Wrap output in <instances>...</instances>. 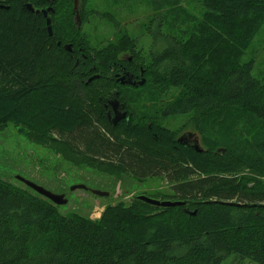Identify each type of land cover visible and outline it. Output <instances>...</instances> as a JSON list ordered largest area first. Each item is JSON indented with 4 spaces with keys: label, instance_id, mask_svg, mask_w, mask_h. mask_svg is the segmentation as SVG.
I'll return each instance as SVG.
<instances>
[{
    "label": "trees",
    "instance_id": "trees-1",
    "mask_svg": "<svg viewBox=\"0 0 264 264\" xmlns=\"http://www.w3.org/2000/svg\"><path fill=\"white\" fill-rule=\"evenodd\" d=\"M22 1L0 0V126L25 127L29 140L74 164L140 180L166 176L169 192L155 195L184 203L134 197L90 219L0 178V264H264V79L252 75L253 61L241 62L264 24V0H146L187 21L164 33L158 10L143 28L155 38L146 48L128 31L92 47L81 27L89 0L77 7L80 24L73 0H27L53 9L51 35ZM184 1L197 2L201 14ZM129 56L144 84L117 95L111 88L123 86L111 69L123 63L138 72L121 59ZM145 87L177 91L162 114L184 116L179 129L132 122L127 98L139 99ZM111 95L128 109L117 124L126 136L106 118ZM187 127L201 152L177 142Z\"/></svg>",
    "mask_w": 264,
    "mask_h": 264
},
{
    "label": "rangeland",
    "instance_id": "rangeland-1",
    "mask_svg": "<svg viewBox=\"0 0 264 264\" xmlns=\"http://www.w3.org/2000/svg\"><path fill=\"white\" fill-rule=\"evenodd\" d=\"M181 5L186 11L188 8V11L196 17L202 12V7L197 2L184 1ZM168 8L164 3L155 5L146 0H89L85 8L89 21L83 23L81 21V27L92 47L106 41H114L120 33L128 31L133 36H140V43L142 42L146 48L154 43L155 38L151 39L147 27L143 28L158 10L163 11L164 25L161 30L164 33L167 30H180L186 26L187 21H183L176 12L168 13ZM92 10L96 12L92 13ZM155 44L160 46V42ZM249 61H253L252 75L264 79V24L241 59V62ZM140 94L143 95L137 100L127 98L133 111V123L137 125V123L148 122L146 124L151 127V122L158 121L172 131L179 129V126L183 124L184 116L175 119L174 116L165 118L166 116L162 114L165 104L178 95L176 90L158 92L156 89L145 87ZM12 123L8 122L5 126H0V178L29 193H35V191L16 179V176H21L54 194H64L68 199L67 203L56 205L63 214L76 213L90 219H98L106 205L118 202L128 204L139 195L167 200L155 195L161 190L169 192L170 181L166 176H148L140 180L133 174L106 173L102 167L91 168L84 164L71 163L58 154H52L49 148L36 145L28 139V136H25V127L19 130ZM117 128L116 134L124 132L123 135L126 136L127 131H124L123 127L117 126ZM239 173L258 179V176L248 169ZM78 184H84L88 189H72ZM91 189L107 192L108 195L97 196L90 191Z\"/></svg>",
    "mask_w": 264,
    "mask_h": 264
},
{
    "label": "water",
    "instance_id": "water-1",
    "mask_svg": "<svg viewBox=\"0 0 264 264\" xmlns=\"http://www.w3.org/2000/svg\"><path fill=\"white\" fill-rule=\"evenodd\" d=\"M3 6L0 4V7ZM26 8L31 11V12H35V13H41L43 15V17L45 18V22H46V28H47V32L49 35H51V26H50V19L47 17V14L49 11H52L53 9L51 7H47V8H43V9H34L31 3H26ZM7 8V6H5ZM77 7H78V2L77 0L73 1V9L76 11V15L75 18L77 20V23L80 24V20H79V14L77 12ZM65 49L69 50V45H64ZM98 75H92L91 77H89L86 81V83L90 82L92 79L96 78ZM124 76L121 77V79H123ZM128 83H130L129 80H127ZM124 83V82H123ZM139 85H143L144 84V79H141V81L138 83ZM111 105H113V107L116 109V104H118L117 101H111L110 102ZM126 117V112H119L116 109V113L114 115V117L112 118V124L116 125L120 120L124 119ZM184 137V135H182L179 139H177V142H179L182 145H188L189 143L187 141L182 140V138ZM191 148H193L195 151L197 152H201L202 148L199 146L198 144V140L195 139L194 143L191 145H188ZM16 179H18L19 181H21L22 183H24L26 186H28L29 188H31L32 190L35 191V193H37L38 195H40L43 198H46L47 200H49L51 203H53L54 205H64L67 203L68 199L65 197L64 194H54L46 189H44L41 186L36 185L35 183L26 180L25 178L21 177V176H16ZM75 188H80L83 190H87V186L84 184H78L74 187H72V189ZM93 194L97 195V196H107L108 193L107 192H102L99 190H90ZM137 198L139 200H142L144 202H147L149 204L152 205H156V206H162V207H168V206H176V205H181L184 202L183 201H172V200H158V199H154L145 195H139L137 196ZM190 214H194V212H190Z\"/></svg>",
    "mask_w": 264,
    "mask_h": 264
},
{
    "label": "flooded vegetation",
    "instance_id": "flooded-vegetation-1",
    "mask_svg": "<svg viewBox=\"0 0 264 264\" xmlns=\"http://www.w3.org/2000/svg\"><path fill=\"white\" fill-rule=\"evenodd\" d=\"M77 2H78V6H79L80 0H77ZM26 3H30V2L27 1V0H23L22 1V4L23 5H26ZM69 50L72 51V48H70ZM121 59H126V61H129V63H131L133 66H136L137 69H138V72H136V70H133L132 66L129 67L127 65H124L123 63H119L118 66L116 65V67H113L111 69L112 78L114 79L115 83L123 86V87H119V88L114 86L113 88H111L112 93L113 92L115 94L117 93V95H119V92L124 91V90H127V89L133 90V88L136 87V85H139L138 83L141 81V79H144L143 76H142L144 70L140 66V64H139L138 61H135L133 59V57H131V56H129V57H121ZM92 68H94V66ZM94 74H96V73H94ZM122 76H124L123 79H121ZM127 80H129L130 83H128ZM124 85H126V86H124ZM120 98L123 99L124 97L123 96L122 97L120 96ZM111 101H117L118 104H116V109L119 112H124L125 111L126 112V116L128 114V109H125V107H124L125 104H122L121 101H120V99L118 97L111 95L110 98H109V100L107 101V103L104 104L105 105L104 108H105L106 118L109 121V123L112 124V118L114 117V115L116 113V109L113 107V105L110 104ZM119 122H121V120ZM119 122L117 124H119ZM113 126H115V125H113ZM182 135H184V137L182 138V140L187 141L189 143L188 145L193 144L194 143V140L197 139L198 140V144L201 147L200 138H199L198 134L195 131H193L190 127H187L185 129H181V131H179V133L175 137L176 140L179 139ZM188 145H183V146L190 147Z\"/></svg>",
    "mask_w": 264,
    "mask_h": 264
}]
</instances>
